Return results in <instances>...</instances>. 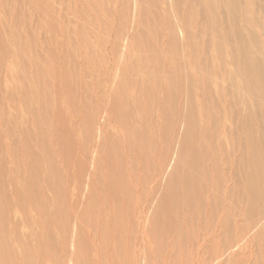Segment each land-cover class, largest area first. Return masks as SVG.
I'll return each mask as SVG.
<instances>
[{"label":"bare ground","instance_id":"obj_1","mask_svg":"<svg viewBox=\"0 0 264 264\" xmlns=\"http://www.w3.org/2000/svg\"><path fill=\"white\" fill-rule=\"evenodd\" d=\"M63 1H62V3H64ZM65 1H66L65 2L66 6H68V4H67L68 1L71 2V0H65ZM73 1L75 2V0H73ZM110 1H112V0H110ZM145 1H148V0H145ZM145 1H143V0H132L133 9L131 8V10H133V13H134V21H133L134 24L132 26L133 27L132 33L130 35H129L130 32L127 33L128 34V36L126 38L127 43L125 44L126 50H123V52L121 54L123 57H125V55L128 53V50L130 51V49L132 47H134V43L138 48L141 49V43L142 42H140L141 38H139V37L140 36L145 37V35H144L143 29H142V31H143V33H142V32L137 31V28L140 26V24L141 25L144 24L143 22H146V23L151 22V21H149V19H147L148 18V11L147 10L145 11V9H144V8H146V7H144V4L146 5V3H144ZM163 1H165V0H163ZM167 1L168 0H166L165 2L168 3ZM42 2H44V0H0V264H38L40 261H42V263H44L45 261L43 262V260L46 258L47 259L51 258L49 260H52L51 261V262H53L52 264H65V263L66 264H88L89 259H88L87 255L89 253L88 246L90 244L87 245V240H86L87 236H86L85 229H83L82 227L80 228V225H79L80 222L77 220V218L79 217V216L77 217L78 214L77 213H76L77 215L74 214V211L77 208L79 209L81 207H78L79 205L77 206V204L71 205L72 206L71 207L70 204H68V203H70V202H68V200L69 199L71 200V198H69V197H71L70 195L72 192L71 193L69 192L70 195L68 194L69 197L67 196L68 200L66 201V199H65L66 195L65 194H67V193H65V189H67V188H65V186L63 185V181L65 179H64V176L62 174L64 171L62 172L63 169L59 166L58 160L56 158L59 155H57V153L53 150L52 145H49L50 147L47 145L46 140H45L46 136H54L55 135L54 131H56L55 130L56 127L60 131L65 132L68 136H73V135H72V133L71 134L69 133V129L66 128V125L63 124L62 121L60 122V121H58V119H57V122H56V120L54 121V119L56 118L55 117L56 116V110H55L56 104L54 101V100H56V98L54 99V97H55L54 92L58 91L59 88L63 91H65V90L68 91L70 89L69 86L66 85L67 83L66 84L64 83L65 81L59 82L60 80L61 81L64 80V78H66V77H70V74L68 75L69 71L62 72L61 75L59 74L60 77L58 76L59 78L58 77L57 78L60 80L58 81V86H57V83H55L53 81V78H54L53 76H55V75L52 76V74H53L52 72L51 73L49 72V74H48L47 71L44 70L45 68H47L48 70L51 69L50 65L48 64L49 63L48 61H50V60H47V57H45L43 55V51H46V50L42 51L43 46H44V41H43L44 35L41 36L42 35L41 31L39 32L41 35L38 32H37L38 34L35 33L36 28L40 25L41 22H43L42 20L40 22V19L38 16V11H37L39 7L41 9ZM56 2L58 4V1H56ZM125 2H127V1H125ZM200 2H202V1L191 0L190 7L186 8L184 0H170V3H168L169 12L173 16L172 18L174 19V22L175 21L178 22V24L180 26H181V23L186 24L185 27H179L178 26V29H177V31L180 33V35H179L180 37L182 36V34H183V36H185L184 41H186V42H184L185 44H183L184 47H185V45L188 46V44L192 47L191 41L194 42L195 37L198 39L200 37V39H201L200 33H202V32H200V33L198 32L199 26L204 27V26L208 25L210 28V33L214 34L215 37H217V39H215L217 51H223V49L226 51L227 55L230 58L229 59V62H230L229 65L231 67H233L232 73H233V75H235V78H237V80L238 81L240 80L239 82H241L240 89L243 92L242 98H244V100H243L244 106L241 110L242 114H240L239 108L237 109L238 105L235 107L236 104L235 105L232 104L233 107L230 108V117H232L234 115L236 124H234L233 126L235 127V125H237V127L239 129L238 130L239 133L242 132V134L244 136H242L241 134H240V136H238V133H237V135L235 133L236 136H233L234 134H231L229 132L230 130H227L228 127H229V129H232V128H230V125L228 126L226 124V127L227 126L228 127L225 130L226 131L225 136H227V138L228 137L231 138V136H233V138H232L233 143L232 144L229 143L230 145L227 144L228 146H231V145L233 146V147H230V148H233V151L231 153L225 152V151H222V152L219 151L221 156L220 155L219 156L211 155L208 152V150L211 146L208 148L209 145L206 142L202 143L203 141L201 143L197 144L195 148H193L194 145L192 146V137L191 136H199L198 138H200V136L202 134L204 135V133H202L201 135H199L197 133V126H198L197 124L199 123L200 120H202V121L208 120L209 121L211 119V117H213L212 114L209 113L207 110V107H209V105H212V101L210 99L211 97H205L204 94L201 95L195 89L193 90L192 88L195 87V85H194L195 80L193 81V80H191V78H188V76H186V81H185L186 88H185L184 94L182 95L185 97L184 101H183V99H181L182 97H180V99L182 100V103H183L182 104L183 105L182 114H180V115L178 114L176 116L178 120H173V118L171 117V111H169V113H167V111L165 110L163 112V114L161 115L163 120H165V123L160 127L158 126V128H157L158 129L157 131L159 132L158 136H162V139L166 143L168 141V139L170 138V136L171 137L175 136L173 134L175 133L174 127L176 128V123L178 122L179 125H181L180 131L176 134V136H178V138H177L178 146L175 144L177 147L176 148L177 149L176 156H174L175 154L173 153L174 157L170 160V162H168V160L163 155L165 152L160 151L161 154H160V157H158V159L160 158V160L159 161L157 160V162H154V161L149 162V160L147 158L148 151L147 152L144 151V138H143L144 136L142 135L143 131H141V132L138 130H133V131L129 130L128 131V129L124 130L122 134L126 138V139L124 138V140L128 141V142H126V144L128 145L127 149L130 151V155L128 157L131 156V158L128 159L129 160V163L127 164L128 166L124 163V161L120 157L117 161L118 166L115 163V166L118 167V171H119V173H118L119 175L118 174H117L118 176L116 175L118 182H119L118 188H120L122 195H124L126 198L129 197L130 196L129 193L131 190L126 183L128 181H125L126 179L124 178V176L126 177L129 174V173L127 174L126 170L130 169L129 171H130V173H132L135 176L134 177L135 180L141 173V177L144 179L143 180L144 182H141L142 180L140 182L145 183V184L143 186L144 188H143L142 192L139 194V197L141 198V196L143 197L145 195L144 190H146L148 192V200L149 201L146 200V202H145L144 199L141 200L142 198L140 200L144 201L145 205L148 207V213L151 217V222H152V223L151 222L150 223L152 225H154L153 224V222H154L156 224L155 226H157V224L159 223V218L162 217L166 222L169 220V222L167 223L168 227H171V225L173 224V229L175 230V234L173 235V237L170 236L173 239V246H172L171 252L169 253V255H170V260L168 261L169 264H264V0H207V2L205 3L206 4L205 8H203V6L202 7L200 6L201 8H197V7H199ZM204 2H205V0H204ZM47 3H48V1H47ZM51 3H53V2H51ZM80 3H79V5H80ZM147 3H149V1ZM72 5H71V7H72ZM87 5H88V3H87ZM10 7H14L15 10H10ZM48 7H50V6H48ZM62 7H64V5H62ZM126 7H128L127 4H126ZM130 7L131 6H129V8ZM89 8H91V7H89ZM149 8H148V10H149ZM11 9H13V8H11ZM42 9L44 10L45 7L44 8L42 7ZM74 9H71L70 12L74 11ZM78 9H80V8H78ZM98 9H99V7H98ZM101 9H103V7L100 8V10ZM81 10L84 11V9H81ZM154 10H155V8H154ZM45 11H46V9H45ZM47 11L49 12V10H47ZM59 11H60V9H59ZM25 12H26V14H25ZM41 12L43 13V11H41ZM57 12H58V10H57ZM62 12H63V9H62ZM66 12H64V14ZM104 12H106V11L104 10ZM51 13H53V12H51ZM81 13L79 14V16L82 15ZM93 13L95 15V12H93ZM133 13H131V15ZM165 13H167V11H165ZM58 14H59V12H58ZM58 14H57V16H58ZM108 14H110V13H108ZM71 15H73V13ZM76 15H78V14H76ZM60 16H61V13H60ZM85 16H87V15H85ZM90 16H91V14H90ZM102 16H103V14H102ZM115 16H117V15H115ZM127 16H126V19L127 18L129 19V17H127ZM159 16H163V15H159ZM40 17H42V16H40ZM82 17H79V18L81 19ZM61 18H63V17H61ZM65 18L67 19L66 16H65ZM84 18L85 17H83V19ZM93 18L94 17H92V18L90 17L89 19L92 20ZM163 18L164 17H162V21H163ZM55 19L56 18H54V20ZM63 19H62V21H64ZM117 19H118V17H117ZM82 20H79V21H82ZM198 20H199V22H197ZM109 21H111V20H109ZM72 22H73V20H72ZM86 22H84V23H86ZM192 22L194 23V25L196 24V22L198 23L199 26L198 27L196 26L198 28L197 32H195L196 30L193 31L190 28L192 25ZM56 23L57 22L55 21V25H56ZM99 23H101V22L99 21ZM107 23L108 22L106 20V24ZM110 23H113V22H110ZM155 23H156V21H155ZM89 24L90 23H88V25ZM126 24H129V23H126ZM130 24H132L131 20H130ZM67 25H66V27H67ZM154 25H156V24H154ZM154 25H153V27H154ZM72 26H73V24H72ZM90 26H93V25L90 24ZM173 26H174V24H173ZM173 26H171V27H173ZM40 27H42V26H40ZM46 27H47V25H46ZM66 27H63V28H66ZM112 27L113 26H111V29H112ZM75 28H76V26H75ZM129 28H131V27H129ZM142 28H144V27H142ZM37 29H39V28H37ZM43 29H45V28H43ZM47 29H48V27H47ZM53 29H55V28H53ZM79 29H81V28H79ZM104 29H105V26H104ZM194 29H196V28L194 27ZM50 30H52V29H49L48 31L51 32ZM65 30L67 31L68 28H66ZM89 30H91V29H89ZM100 30H101V27H100ZM105 30L107 31L109 29L107 28ZM105 30H103V31H105ZM145 30H148V29H145ZM73 31H75V29ZM122 31H124V30H122ZM203 31H204V28H203ZM58 32H59V30H58ZM63 32L61 31V33H63ZM96 32H98V29ZM74 33L72 34V36L74 35ZM167 33H166V35H167ZM66 34H64V35H66ZM90 35L88 37H90ZM155 35H156V33H155ZM168 35H170V33H168ZM55 36H53V37L55 38ZM149 36L150 35H148L147 37L150 38ZM93 37H95V36H93ZM116 37H118V33H117ZM167 37H169V36H167ZM79 38L80 37H78V39ZM87 38H86V40H88ZM109 38H111V37H109ZM153 38H155V37L153 36ZM55 39L58 40V38H55ZM65 39L68 40V36L67 37L65 36ZM65 39H64V41H65ZM160 39H161V37H159V40ZM169 39H167V41ZM45 40H47L46 36H45ZM51 40H53V39H51ZM90 40L92 41V39H90ZM209 40H211V39L209 38ZM58 41H60V40H58ZM79 41H81V39L78 40V42ZM202 41L200 40V42H202ZM55 42H53V43L55 44ZM78 42H76V44ZM210 42L212 43V41H210ZM61 43H63V42H61ZM83 43L84 42H82V44ZM93 43L95 44L96 41ZM93 43H92V45L91 44H89V45H91L93 47L94 46ZM98 43H100V42L98 41ZM144 43H146V41ZM147 43H146V45H147ZM159 43H161V42L159 41ZM45 45H47V42H45ZM64 45H65V43H64ZM67 45H69V44H67ZM72 45H71V47H72ZM123 45H121V46H123ZM179 45H180V42H179ZM210 45L211 44H209V46ZM214 45H212V46L214 47ZM75 46L78 47V45H75ZM83 46L85 47V45H82V47ZM209 46H207V47H209ZM50 47L51 46H48L49 49H50ZM94 47H96V44ZM118 47H119V45H118ZM161 47H164V45ZM200 47H203V46H200ZM48 48H47V50H48ZM66 48H67V46H66ZM66 48L63 50L65 51ZM87 48L89 49V47H87ZM121 48H123V47H121ZM60 49L58 47V49H55L54 51L58 52L56 50H60ZM68 49L69 48H67V50ZM183 49H185V48H183ZM63 50H61V51H63ZM112 50H113V48H112ZM152 50H153V48L150 51H151V56H152L153 61L156 60L155 66H151V67L149 66V70H147L146 65H144L143 67L145 68V70H147V72H144V77H142V76L138 77L137 76L139 79H136V82L134 85L135 87H133V88L135 90H138L141 87L142 90L137 91V93L143 92L147 99L156 97V94L157 93L159 94V90H161L162 96L165 98V93L168 92V95H170L171 89L175 88V85L178 84L177 83V79H178L177 74L180 71L178 70L179 72L177 73L176 68H175L176 65H174V67H172V68L170 67L169 72L166 73L165 76L163 75L164 78H162L163 76L161 77L160 69L163 68V66L166 63L163 64L161 59L158 58L159 53L156 54ZM195 50H196V48H195ZM195 50H193V51L195 53H197ZM74 51L78 52L75 49H74ZM183 51H185V50H183ZM47 52L50 54V50H48ZM55 52H53V53H55ZM169 52H170V50H169ZM79 53H80V51H79ZM84 53H86V52H84ZM195 53H194V55H195ZM208 53H210V51ZM90 54L93 57L92 53H90ZM160 54H163V53H160ZM167 54H168V52H167ZM46 55H48V54H46ZM54 55L55 54H53V56ZM75 55H77V54L73 53L72 57H70V63H69V65L72 64L74 66V68H75V64H76ZM178 55H179V53H178ZM197 55H195V56H197ZM216 55H218V54H216ZM50 56H51V54H50ZM148 56H149V54H148ZM184 56L188 57L189 55L188 56L183 55V58H184ZM67 57H68V55H67ZM80 57H82V56H80ZM88 57L89 56L85 57V55H84V58H88ZM167 57L170 58L171 56L168 55ZM94 58H95V56H94ZM134 58H136V57H134ZM193 58H192V60H193ZM49 59H52V56ZM88 59H86V64H87V62H90V61H87ZM97 59H98V57H97ZM127 59L129 60L130 58L127 57ZM185 59L187 60V58H185ZM196 59L197 58H194V60H196ZM77 60H79V59H77ZM90 60H91V58H90ZM194 60H193V62H194ZM55 61H53V62H55ZM81 61H82V59H81ZM102 61H100V62H102ZM77 62H79V61H77ZM164 62H166V61H164ZM82 63H83V61H82ZM131 63H132V61H131ZM168 63H170V61H168ZM190 63H189V65H191ZM89 64L92 65V62L88 63V65ZM111 64H112V62H111ZM117 64H119V61ZM122 64L123 63H121V67L123 66ZM172 64H173V62H172ZM7 65H9V67H7ZM209 65H211V64H209ZM62 66H63V64H62ZM82 66L85 67L86 65L84 64ZM93 66H95V65H93ZM126 66H128V65L126 64ZM200 66L198 63L196 64L197 68L193 65L194 72L195 73L198 72L199 74H201V76H208V79H211L213 73L210 71H208L207 74H206V71L201 72L200 69L202 68V66H201V68H200ZM49 67H50V69H49ZM56 67H57V65H56ZM107 67L108 66L106 65L105 68H107ZM114 67H116V66L114 65ZM124 67H125V64H124ZM8 68L10 69V72H11L10 74H8L9 73ZM74 68H72V69H74ZM79 68H80V66H79ZM90 68H92V66ZM101 68H103V67L101 66ZM85 69H88V66ZM113 69H111V70H113ZM213 69L215 70L216 68H213ZM62 70H64V69H62ZM62 70H60V72ZM89 70H92V69H89ZM126 70H127V68H126ZM45 71H46V73H45ZM120 71H121V75H122V73H123L122 69ZM78 73H77V77L79 76ZM83 73H84V71H83ZM115 73H116V71H115ZM126 73H128V72L126 71ZM133 73H134V71H133ZM198 73H196V75H198ZM229 73H230V71H229ZM85 74H86V72H85ZM86 75L88 76V73ZM119 75H120V73H119ZM223 75H224V73H223ZM214 76H215V74H214ZM216 76H215V78H216ZM226 77L228 78V76H226ZM91 78H94V77H91ZM113 78H114V76H113ZM98 79H100V78H98ZM105 79H106V77H105ZM129 79H131V78H129ZM54 80H56V79H54ZM86 80H89V79H86ZM93 80H95V79H93ZM115 80H116V78H115ZM140 80H142V81L140 82ZM200 80H202V79H200ZM228 80H229V78H228ZM91 81H92V79H91ZM99 81H101V80H99ZM19 82H20V85L18 84ZM70 82H71V78H70ZM94 82L96 83V80ZM97 82H98V80H97ZM125 82L126 81H124L123 83H125ZM221 82L222 81H220V83ZM98 83H100V82H98ZM105 83H107V82L105 81ZM111 83H113V82L111 81L110 84ZM228 83H227L228 86H227V88H225V90L228 89L227 93L229 92V95L231 97L233 95L232 100H231V102H233L234 101L233 98L235 97L234 85H236V83H235V80H232V79H230ZM17 84L19 85V87L17 86ZM75 84H76V82H75ZM83 85L85 86V84H83ZM163 85H165L164 87H166L164 91H162V89H161V87ZM221 85L222 84H220L219 86H221ZM72 86L74 87L75 85H72ZM72 86H71V88H72ZM93 86H94V84H93ZM96 86L97 85H95V87ZM103 86H105V85H103ZM112 86H114V85H112ZM208 86H209V84H208ZM79 87L82 90V88H81L82 86H80V83H79ZM87 87H88V85H87ZM108 88H109V85H108ZM133 88L131 90H133ZM180 88L182 89L183 87L180 85ZM202 88H203V86H202ZM96 89L97 88H95V90ZM111 89H113V87H111ZM179 89H177V90H179ZM77 90L75 91V88L73 89L74 92H77ZM215 90H217V89H215ZM86 91H88V90H86ZM84 92H82V93H84ZM112 92H114V91L111 90V93ZM161 92H160V94H161ZM172 92H174V91H172ZM102 93L105 94L106 92H102ZM111 93L109 92V94H111ZM178 93H180V92H178ZM213 93H212V99H213ZM99 94H100V92H99ZM132 94H131V96H132ZM75 95H76V93H75ZM93 95H95V94H93ZM106 95H107V93H106ZM177 95H175V96H177ZM225 95L227 96V94H225ZM236 95H237L236 98L237 97L239 98L238 94H236ZM81 96H83V95H81ZM218 96H219V94H218ZM79 97L77 95V98H79ZM163 97H162V100H163ZM170 98H171V96H170ZM176 98L174 97V99H176ZM71 99H73V98H71ZM95 99H97V98L95 97ZM112 99H114V97ZM58 100H59V95H58ZM81 100H82V98L80 99V101ZM107 100H108V98H107ZM222 100H223V98H222ZM224 100H226V99L224 98ZM110 101H111V99H110ZM123 101H125V99H123ZM237 101L238 100H236V102ZM16 102H18V106H19L20 110L16 111L17 110V108H16L15 112H13L14 110L10 111V109H13V108H10L12 106H8L10 109L4 108L5 104H9V103L13 104ZM105 102H107V101L105 100ZM227 102L225 101V103H226L225 105H227ZM238 102H241V101L239 100ZM61 103H62L61 106H63V102H61ZM78 103L75 102V105L78 106L79 105ZM113 103H114V101H113ZM137 103H138V101H137ZM162 104H163V102L160 103L161 106H162ZM218 104H220V103H218ZM222 104L224 106L223 102H222ZM97 105H98V103L95 106H97ZM99 105H101V104L99 103ZM148 105H150V102L148 103ZM176 105L173 106L174 107V109L172 110L173 113L179 109V108L176 109ZM67 107L69 108V106H67ZM61 108H63V107H61ZM71 108H73V107H71ZM130 108H131V106H130ZM232 108H233V110H232ZM81 109L83 111L84 116L87 117L89 119V121L87 123H84V122L82 123L79 120L81 122V123L78 122L79 123L78 124L79 135L80 136H87V139H88V136L95 137L94 134H96L95 133V132H97L96 129H98V132H97L98 133L97 134L98 139L96 138L97 140L94 141V139L91 137L93 139L92 140L93 143L95 144V142H96V147L94 149V150H96V153L94 151V153L96 155L93 154V155H95L94 156L95 158L93 157L94 159L92 161V164H93L94 168L98 171V174L100 173V175H98V176L93 175L95 177V181L97 180V182L100 183V185H101L102 182L105 180V177L102 180L103 176L101 175L100 169H104V168H102L103 167L102 165H104V163H101V162H105V161H102L103 160L102 156H104V155L101 156L100 154H101V152H102L101 150H102V148H104V144H105V142H104L105 140H104V138L102 140V136H104L103 134H104L105 127H107L106 125L110 123V122L109 123L106 122L107 118H109L107 116L108 111H105V116L103 115L104 120L102 122H99L98 119L100 117H99V115H97L99 112L98 111H95V112L92 111L93 107H92V109L90 108L91 109V111H90L89 107H87L85 104H83V107ZM103 109H105V108H103ZM147 109H148V107H147ZM147 109H146V111H147ZM211 109H212V107H211ZM215 109H216V107H215ZM62 110H64V109H62ZM75 110H76V108H75ZM158 110H159V108H158ZM82 111H81V113H82ZM111 111H113V110L111 109ZM136 111H137V109H136ZM233 111H234V114H233ZM223 112H224V110H223ZM228 112H229V110H228ZM77 113H79V112L77 111ZM124 113L126 114L127 112H124ZM165 113H166V117H165ZM58 114L60 115L59 112L57 113V115ZM223 115H224V113H223ZM97 117H98V119H97ZM116 118H117V116H116ZM75 119H76V117H75ZM156 119H158V118H156ZM69 121H71V120H69ZM83 121H84V119H83ZM111 121H112V119H111ZM139 121H142V120L139 119ZM154 121H155V119H154ZM160 121L157 120V122H160ZM229 121L230 120H228V122ZM212 122H213V120H212ZM72 123H74V122H72ZM118 123L120 124V122H118ZM154 123H156V122H154ZM114 124H115V126H117L116 123H114ZM165 124H167L166 127H165ZM220 125H221V123H220ZM220 125H219V128H220ZM13 126H15V128L18 127L17 129L19 131V135H17V136H22V138L16 139V137H13L16 134V132L14 134ZM205 126H206V124H205ZM110 127H112V125H110ZM120 127H122V126L120 125ZM156 127H157V124H156ZM201 127H202V125H201ZM132 128H133V126H132ZM144 128H140V129L144 130ZM224 128H225V125H224ZM122 129H125L124 126L122 127ZM202 129H201V131H203ZM117 132H118V130H117ZM119 132H121V131H119ZM57 133H58V131H57ZM208 135L207 134L205 135L206 138L208 137ZM2 136H6L5 140H7V142H5L3 140L4 138H2ZM57 136L58 135L56 134V137ZM105 136H107V135H105ZM112 136H114V135L112 134ZM210 136H211V134H210ZM108 138H111V136ZM194 138L195 137H193V140H194ZM142 139H143V141H142ZM214 139H215V137H214ZM221 139H222V137H221ZM232 139H230V140L232 141ZM50 140H52V138ZM107 140H109V139H107ZM113 140H116V138ZM47 141H48V138H47ZM122 141H123V139H122ZM153 141L155 142L154 139H153ZM88 142H90V140H88ZM108 142H107V144H109ZM210 142H211V140H210ZM214 142L215 141L213 140L212 144H214ZM219 142H220V140H219ZM63 143L65 144V142L60 141V143L57 144L58 145L57 147L59 148L58 150H60L62 154H64V144ZM121 143L122 142H120V144ZM53 144H54V139H53ZM55 144H56V142H55ZM90 144H92V143H90ZM93 145L91 147H93ZM156 145L157 144H155V148H157ZM53 146H55V145H53ZM118 146H119V144H118ZM167 147H170V146H167ZM214 147H218V146L216 145ZM112 148H113V150L115 149L114 144L112 145ZM137 148H140V150H138V152L139 151H141V153L144 152L143 158H140V156H139L140 159L136 158V155L139 154V153H137L135 155ZM152 149H153V147H152ZM22 150L26 154V158H25L24 163L23 162L21 163L20 158H17V157H19L18 156L19 151H20V155H21ZM85 150H87V148ZM108 150L109 149H107V151ZM121 150H122V147H121ZM121 150H120V153L122 152ZM6 151L8 152V154ZM89 151H91V150L89 149ZM109 151H111V150H109ZM129 151H127V152H129ZM156 151L157 150H155V152ZM168 151H169V149L167 150V152ZM213 152L214 151H212V153ZM217 152H218V150H217ZM152 153H153V151H152ZM6 154L8 156H6ZM65 154H66V152H65ZM85 154H87V153H85ZM85 154H83V155H85ZM108 154L109 153H107V156H108ZM122 154H123V152H122ZM75 155L78 156V154H75ZM116 156H117V154H116ZM157 156H155V158H157ZM167 156H168V153H167ZM108 157L110 158V156H108ZM90 158H92V157H90ZM105 159L107 160V158H105ZM42 160H44L46 165H47V168H46L47 170L45 169L46 172H43L44 170L42 171V169H43V167L41 168V164H42L41 161ZM77 162H79V161H77ZM45 163H43L42 165L45 166ZM67 163H68V161H67ZM73 163H75V162H73ZM89 163L90 162H88V165H89ZM9 164H12V168H11L12 172H11V169H9V167H8ZM70 164L68 163L69 166H70ZM63 165H64V163H63ZM63 165H62V167H63ZM185 165L187 166V168H185L186 167ZM69 166H68V168H70ZM104 166H106V165H104ZM74 167H75V165H74ZM94 168H92V169H94ZM113 168H114L113 164L110 163L109 170H107V171H110V177L108 176L109 180H108V183L107 182L106 183L110 187L109 192L111 193V195L118 197L115 194L117 191L118 185H117V183H116L117 186L114 184L117 181H116L115 176H114L115 171L113 172ZM104 170H106V168ZM150 170L153 172V174L155 176V183L159 184V187H157L156 189H152L151 188L152 186L149 187V184H146ZM67 172H69V170ZM91 172H92V170H91ZM94 172L95 171H93L92 173H94ZM125 172L127 175H124ZM103 173H104V171H103ZM95 174H96V172H95ZM69 175H70V172H69ZM73 175H74V173H73ZM103 175H106V174H103ZM84 176H85V174H84ZM93 176L92 177L90 176V177L93 178ZM150 176H153V175H150ZM66 177H67V175H66ZM80 177H81V174H80ZM87 177H88V174H87ZM85 178H86V176H85ZM85 178H84L83 182H85V180H87V178L86 179ZM138 180H136V181L138 182ZM90 183H93V180ZM106 183L104 182L103 188H105L104 186ZM80 184H81V182H80ZM84 184L85 183H83V185ZM132 184H134V183H132ZM86 186H87V184H86ZM90 186H91V184H90ZM135 187H138V186H134V188ZM86 188H85L86 190L84 188L83 189L85 191H89L88 186ZM101 188H99L100 189L99 191H101ZM76 189H77V187H76ZM80 189L82 190V187ZM106 190L108 192V189H106ZM91 191H92V188H91ZM94 191H97V188H95ZM94 191H92V192L95 194ZM133 191H134V189H133ZM66 192H68V191H66ZM90 192H88V193H90ZM103 192H105V190L104 191L102 190V193H101L104 195ZM103 195H102V197H103ZM118 195H120V194H118ZM75 196L78 197L77 195H75ZM106 196H107V193H106ZM134 196H136V195H134ZM73 197H74V194H73ZM92 197H94V195H92ZM74 198H73V200H74ZM88 198H89V196H88ZM120 198H122V197H120ZM79 199H81V198H79ZM97 199H99V198H97ZM94 200H96V199H94ZM25 201H27L29 203L28 204L26 203L27 205H25V203H24ZM102 201H104V200H102ZM136 201H137V199H136ZM92 202H93V200H92ZM104 202H107V201H104ZM104 202H103V204H104ZM90 203L88 205H89V207H91L93 209V207H92L93 205L90 206ZM111 203H112L111 210H113V212L115 214L114 216H116V218H115L116 228H117L116 233H117V237H118L117 242L115 243V246H114L115 250H113L115 253L114 263L115 264H127V260L125 259L127 257H125V255H124L126 248L123 247L124 244H123V233H122V230H123L122 228H125V227H123L124 225H123L122 221H124L125 219L121 220V218H120L121 214L124 213L123 212L124 207L121 206V200H119L118 198H114ZM126 203H127V208H126L127 214L126 215L128 217L127 220H129L130 227L134 231L135 230V222H136L137 218L134 219V217L132 216V212H133L132 208H133L134 203L135 204H137V203L134 202L132 204L131 200H127ZM184 203H186V206H187V208H186L187 213H185L183 210L180 211L181 208L183 207V205L185 206ZM72 204H74V203H72ZM96 204L97 203H95V205ZM105 205H107V203H105ZM105 205H103V206H105ZM30 206L36 210L35 217H36V219H38V223L35 227H34V225L29 223V226L27 228L25 226V224H23V223H24V221L25 222L27 221V215H25L26 207L29 210ZM170 206H171L172 214L169 213L170 212L169 211ZM74 208H76V209L74 210ZM85 209H86V207H85ZM107 211H106V213H108ZM141 211H143V210H141ZM173 212L175 213L174 218L171 216V215H174ZM16 213L19 214V217L17 216ZM109 213H111V212H109ZM61 214L64 217V220H62V221L59 219V216ZM93 214H94V212H93ZM101 214H102V212H101ZM93 216H95V215H93ZM96 216H97V214H96ZM100 217H103V216H100ZM111 217H112V215H111ZM31 220H32V218H31ZM92 220H94V218H92ZM145 221H147V220H145ZM160 221H161V218H160ZM33 222H34V220H33ZM31 223H32V221H31ZM92 223H93V221H92ZM104 223L106 224V222H104ZM112 223L114 224L113 221H112ZM105 224H103V226ZM109 224H111L110 220H109ZM142 224L145 225L144 222ZM57 225H59L61 227L63 226L62 228L60 227V229H62V230H60L59 232H58V230H56ZM125 225H126V223H125ZM144 225L141 227V230L144 229V231H146L147 228ZM99 226H101V225H99ZM97 229H99V228H97ZM109 230H111V228ZM109 230H108V232H110ZM137 230L138 229H137V224H136V231ZM149 231H150V229H149ZM92 232L94 233V231H92ZM103 233H105V232H103ZM160 233H161V231H160ZM172 233H173V231L171 232V234ZM152 235L149 234V237H150L149 240L150 241L152 240L155 242V241L160 240L161 241V242H159L160 245L163 244V239L161 240L162 235H154V236H152ZM145 236H148V235H145ZM131 237H133V236H131ZM200 237L202 238V241H203L201 244H199V241H198V239L200 240ZM144 240H146V239H144ZM102 241L103 242L105 241L103 237H102ZM134 241H135V239H134ZM114 242H115V240H114ZM144 242H146V241H144ZM90 243H92V242H90ZM105 244H106V242H105ZM136 245H135V247H136ZM68 246L73 247V250L69 249ZM138 246H139V244H138ZM141 249H142V247H141ZM133 250H135V249H133ZM34 251H36V255L34 254ZM135 252L137 253L136 250H135ZM126 254H127V251H126ZM105 255H107V250L103 249L102 251H100V254H99L100 259H102ZM131 256H132V254H131ZM136 257H137V255H136ZM107 259H109V258H107ZM135 261H136V258H135ZM109 263H111V262H109ZM128 263H129V261H128ZM102 264H104V263L102 262ZM143 264H145V263H143Z\"/></svg>","mask_w":264,"mask_h":264},{"label":"rangeland","instance_id":"obj_2","mask_svg":"<svg viewBox=\"0 0 264 264\" xmlns=\"http://www.w3.org/2000/svg\"><path fill=\"white\" fill-rule=\"evenodd\" d=\"M47 1H48V3H47ZM56 1H58V4H57V2ZM62 1L63 0H44V2H42V6H41V9H40V7L38 8V16H39V19H40V22H41V20L44 22H41L40 23V25L37 27V28H39V29H37L36 28V30H35V33L36 34H38L40 31L42 32V35L41 36H43L44 38H43V41H44V46H43V49H42V51L43 50H46V51H43V55L45 56V57H47V60H50V61H48L49 63V65H50V67H51V69H50V67H49V69L51 70H48L47 68H45L44 70H46L47 71V73L49 74V72L51 73H53L52 74V76L53 75H55V76H53L54 78H53V81L55 82V83H57V86H58V81L60 80V79H58L59 77H60V75H61V73L62 72H65V71H69L68 72V75L70 74V77H66V78H64V80H60L59 82H64L67 86H69V88L72 90H65V91H63V90H61L60 88L58 89V91H55L54 92V99L56 98V100H54L55 101V104H56V108H55V110H56V118L54 119V121L56 120V122H57V119H58V121H62L63 122V124H65L66 125V128H68L69 129V133L71 134L72 133V135L73 136H68L65 132H63V131H60L57 127V129L55 128V130L56 131H54V136H46L45 137V140H46V143H47V145L49 146V145H52V147H53V150L57 153V155H59L58 157H56L57 158V160H58V164H59V166L63 169L62 170V174H63V176H64V181H63V185L65 186V188H67V189H65V193H67V194H65L66 196H65V199H66V201L68 200V197H69V195H70V193H71V197H69V198H71V200L69 199L68 200V202H70V203H68V204H70V206L71 205H75V204H77V206L78 207H81V208H74V214L75 215H77V220L80 222H78L79 223V225H80V228L82 227L83 229H85V231H86V236H87V245H89L88 246V248H89V253H88V255H87V257H88V259H89V262H88V264H102V262L104 263V264H108L109 262H111V263H109V264H115L114 263V258H115V253H114V251L113 250H115L114 249V246H115V243L117 242V239H118V237H117V233H116V220H115V218H116V216H114L115 214H114V212H113V210H111V208H112V200L114 199V198H118L119 200H121V206H123L124 207V213L123 214H121V220L123 219H125L124 221H122V223H123V227H125V228H122L123 230H122V233H123V247L124 248H126L125 250L127 251V254H126V251L124 252L125 254V257H127V258H125L126 260H127V264H143V263H145V264H169V260H170V255H169V253L171 252V250H172V246H173V239H172V237H173V235L175 234V230L173 229V224L171 225V227H168V225H167V223L169 222V220L166 222L162 217H160L161 218V221H160V218H159V223L157 224V226H155L156 224L153 222V224L154 225H152L151 223V217H150V215H149V213H148V207L145 205V203H144V201H141V200H145V202H146V200H148V192L146 191V190H144L145 191V195L142 197L141 196V198L139 197V194L142 192V190H143V186H144V184L145 183H141V182H144L143 180V178L141 177V173H140V175L136 178V180H138V182L135 180V176L132 174V173H130V169H128V170H126V172H127V174H126V172H125V174L124 175H127L126 177L124 176V178L126 179L125 181H128V182H126L127 183V185L129 186V188H130V193H129V197H125L124 195H122V193H121V191H120V188H118L119 187V182H118V179H117V177H116V175L119 173V171H118V163H117V161H118V159H119V157L124 161V163L127 165L128 163H129V160L128 159H130L131 158V156L130 157H128L129 155H130V151L127 149V147H128V145L126 144V142H128L127 140L125 141L124 140V138H125V136H123V131L124 130H126V129H128V131L129 130H138V131H143V138H144V151L145 152H147L148 151V156H147V158H148V160H149V162L150 161H154V162H157V160L159 161L160 160V158L158 159V157H160V151L161 152H165L163 155H164V157L168 160V162H170V160L174 157V156H176V152H177V147H176V145L178 146V144H177V138H178V136H176V134L180 131V128H181V125H179V123L177 122L176 123V128L174 127V129H175V133L173 134V135H175L174 137L172 136H170V138L168 139V141L165 143L164 142V140L162 139V136H158L159 135V132L157 131L158 129V126L160 127V126H162L164 123H165V120H163V118L161 117V115L163 114V112L166 110L167 111V113H169V111H171V117L173 118V120H178L177 119V115L179 114H182V108H183V103H182V100L181 99H183V101H184V99H185V97L184 96H182L183 94H184V92H185V88H186V86H185V81H186V76H188V78H191V80H195V82H194V85H195V87H193L192 89L194 90H196L197 92H199V94H201V95H203L204 94V96L205 97H211L210 99H211V101H212V105H209V107H207V110H208V112L209 113H211L212 114V116L213 117H211V119L208 121H202V120H200L199 121V123L197 124L198 126H197V133L199 134V135H201L202 133H204V135L202 134L201 136H200V138H198L199 136H191L192 137V146H193V148H195L196 147V145L197 144H199V143H201L202 141V143H204V142H206L209 146H208V148H209V150H208V152L211 154V155H216V156H219L220 155V152H222V151H225V152H229V153H231L232 151H233V148H230V147H233L232 145L231 146H228V145H230V144H232L233 143V136H236L237 135V133H238V136H240V134L242 135V136H244L243 134H242V132L241 133H239V129H238V127H237V125H235V127L233 126L234 124H236L235 123V117H234V115L232 116V117H230V108L231 107H233V105H235V107L237 106V109L239 108V110H240V114H242V112H241V110H242V108H243V106H244V98H242L243 97V92L241 91V89H240V84H241V82H239L238 80H237V78H235V75H233V67H231L229 64H230V62H229V56L227 55V53H226V51L223 49V51H217V49H216V41H215V39H217V37H215V35L214 34H212V33H210V28H209V26L207 25V26H204V27H200L199 25H198V23L197 22H199V20L196 22V24L194 25V23L192 22V25H191V29L193 30V31H195V32H197L198 31V26H199V33L200 32H202V33H200V36H201V39H200V37H199V39L198 38H194V42L193 41H191V44H192V47L188 44V46L187 45H185V47H184V45L183 44H185L184 42H186V41H184L185 40V36H183V34H182V36L180 37L179 35H180V33L177 31V29H178V26L179 27H185L186 26V24L185 23H181V26L178 24V22H174V19L172 18L173 16L170 14V12H169V5H168V3H170V0H168L167 2L168 3H166L165 1H163V0H148L149 1V3H147L148 1H145V0H143V1H145L144 3H146V5L144 4V7H146V8H144L145 9V11L147 10L148 11V18L147 19H149V21H151L150 23H146V22H143L144 24H140V26L137 28V31H139V32H142L143 33V31H144V35H145V37H139V38H141L140 39V42H142L141 43V49L140 48H138L136 45H135V43H134V47H132L131 49H130V51L128 50V53L125 55V57H123L121 54H122V52H123V50H126L125 48V44L127 43L126 42V38H127V36H128V32H130L129 33V35L132 33V29H133V21H134V13H133V10H131V8L133 9V4H132V0H112V1H110V0H75V2L73 1V0H71V2L70 1H68V6H66V4H65V0L63 1L64 3H62ZM88 1V2H87ZM110 1V2H109ZM116 1V2H115ZM122 1V2H121ZM125 1H127V2H125ZM200 1H202V2H200L199 3V7H197V8H201L202 6H203V8H205L206 7V2H207V0H205V2H204V0H200ZM46 2V3H45ZM51 2H53V3H51ZM78 2V3H77ZM81 2V3H80ZM85 4H84V3ZM90 2V3H89ZM124 2V3H123ZM155 2V3H154ZM50 3V4H49ZM55 3V4H54ZM74 3V4H73ZM79 3H80V5H79ZM87 3H88V5H87ZM131 3V4H130ZM184 3H185V7L187 8V7H190V4H191V0H184ZM47 4V5H46ZM60 4V5H59ZM73 4V5H72ZM92 4V5H91ZM126 4H127V6L128 7H126ZM129 4V5H128ZM204 4V5H203ZM52 5V6H51ZM57 8H55L54 6ZM62 5H64V7H62ZM70 5V6H69ZM71 5H72V7H71ZM85 5V6H84ZM100 5V6H99ZM103 5V6H102ZM111 5V6H110ZM48 6H50V7H48ZM60 6V7H59ZM79 6V7H78ZM91 7V8H89V7ZM129 6H131L130 8H129ZM157 6V7H156ZM161 6V7H160ZM201 6V7H200ZM42 7L44 8L45 7V9H46V11L47 10H49V12L47 11H45V9L43 10L42 9ZM52 7V8H51ZM67 7V8H66ZM70 9H69V8ZM85 7V8H84ZM88 7V8H87ZM98 7H99V9H98ZM103 7V9H101L100 10V8H102ZM106 7V8H105ZM150 7V8H149ZM11 8H13V9H11ZM48 8V9H47ZM75 8V9H74ZM78 8H80V9H78ZM87 8V9H86ZM95 8V9H94ZM130 10H129V9ZM148 8H149V10H148ZM154 8H155V10H154ZM162 8V9H161ZM166 8V9H165ZM40 9V10H39ZM56 9V10H55ZM59 9H60V11H59ZM62 9H63V12H62ZM71 9H74V11H71L72 13H73V15H71L72 13L70 12V10ZM78 9V10H77ZM81 9H84V11L83 10H81ZM97 9V10H96ZM151 9V10H150ZM153 9V10H152ZM164 9V10H163ZM10 10H15V8L14 7H10ZM57 10H58V12H59V14H58V12H57ZM96 10V11H95ZM104 10L106 11V12H104ZM41 11H43V13L41 12ZM53 12V13H51V12ZM67 11V12H66ZM78 11V12H77ZM95 12V15H94V13L93 12ZM98 11V12H97ZM152 11V12H151ZM165 11H167V13H165ZM14 12V11H13ZM64 12H66L65 14H64ZM76 14H78V15H76ZM82 12V13H81ZM42 13V14H41ZM60 13H61V16H60ZM71 16H69L68 14ZM82 14V15H80L79 16V14ZM85 15H87V16H85ZM89 13V14H88ZM93 13V14H92ZM108 13H110V14H108ZM116 13V14H115ZM131 13H133L132 15H131ZM161 13V14H160ZM25 14H26V12H25ZM41 14V15H40ZM50 14V15H49ZM57 14H58V16H57ZM75 14V15H74ZM90 14H91V16H90ZM102 14H103V16H102ZM105 14V15H104ZM108 14V15H107ZM112 14V15H111ZM55 17H54V16ZM114 15V16H113ZM115 15H117V16H115ZM128 15V16H127ZM159 15H163V16H159ZM168 15V16H167ZM40 16H42V17H40ZM57 16V17H56ZM65 16L67 17V19L65 18ZM74 16V17H73ZM85 17L84 19H83V17ZM126 16L127 17H129V19L127 18L126 19ZM150 16V17H149ZM48 17V18H47ZM52 17V18H51ZM61 17H63V18H61ZM79 17H82L81 19L79 18ZM91 17H94L92 20L91 19H89V18ZM113 17V18H112ZM116 19H115V18ZM117 17H118V19H117ZM120 17V18H119ZM162 17H164L163 18V21H162ZM42 18V19H41ZM44 18V19H43ZM46 18V19H45ZM54 18H56L55 20H54ZM58 18V19H57ZM125 18V19H124ZM131 18V19H130ZM133 18V19H132ZM151 18V19H150ZM167 18V19H166ZM60 19V20H59ZM62 19L64 20V21H62ZM83 19V20H82ZM111 20V21H109V20ZM153 19V20H152ZM47 20V21H46ZM59 20V21H58ZM69 20V21H68ZM72 20H73V22H72ZM76 22H75V21ZM79 20H82V21H79ZM85 20V21H84ZM106 20H107V24H106ZM130 20H131V23L132 24H130ZM55 21L57 22L56 23V25H55ZM87 21V22H86ZM90 21V22H89ZM99 21L101 22V23H99ZM117 23H116V22ZM155 21H156V23H155ZM162 21V22H161ZM168 21V22H167ZM64 22V23H63ZM75 22V23H74ZM84 22H86V23H83ZM110 22H113V23H110ZM141 22V23H142ZM66 23V24H65ZM80 23V24H79ZM88 23H90L91 25H93V26H90V24L88 25ZM99 23V24H98ZM110 23V24H109ZM116 25H115V24ZM126 23H129V24H126ZM158 23V24H157ZM204 23V22H203ZM42 24V25H41ZM44 24V25H43ZM51 24V25H50ZM58 24V25H57ZM68 24V25H67ZM72 24H73V26H72ZM75 24V25H74ZM77 24V25H76ZM86 24V25H85ZM101 24V25H100ZM112 24V25H111ZM154 24H156V25H154ZM173 24H174V26H173ZM46 25H47V27H48V29H47V27H46ZM66 25H67V27H66ZM85 25V26H84ZM110 25V26H109ZM153 25H154V27H153ZM40 26H42V27H40ZM58 26V27H57ZM75 26H76V28H75ZM80 26V27H79ZM89 26V27H88ZM104 26H105V29H109V30H105L104 29ZM111 26H113L112 27V29H111ZM171 26H173V27H171ZM197 26V27H196ZM50 27V28H49ZM55 28V29H53V28ZM63 27H66V28H68V30L66 31L65 29L66 28H63ZM70 27V28H69ZM83 27V28H82ZM86 27V28H85ZM100 27H101V30H100ZM129 27H131V28H129ZM142 27H144V28H142ZM146 27V28H145ZM194 27L196 28V29H194ZM43 28H45V29H43ZM58 28V29H57ZM73 28V29H72ZM79 28H81V29H79ZM91 29V30H89V29ZM93 28V29H92ZM117 28V29H116ZM119 28V29H118ZM203 28H204V31H203ZM41 29V30H40ZM44 31H43V30ZM49 29H52V30H50L51 32H49L48 30ZM63 29V30H62ZM70 29V30H69ZM75 29V31H73ZM96 29V30H95ZM97 29H98V32H96L97 31ZM111 29V30H110ZM142 29H143V31H142ZM145 29H148V30H145ZM206 29V30H205ZM58 30H59V32H58ZM93 30V31H92ZM103 30H105V31H103ZM116 30V31H115ZM121 30V31H120ZM122 30H124V31H122ZM129 30V31H128ZM131 30V31H130ZM156 30V31H155ZM158 30V31H157ZM163 30V31H162ZM165 30V31H164ZM201 30V31H200ZM61 31L63 32V33H61ZM70 31V32H69ZM82 31V32H81ZM86 31V32H85ZM109 31V32H108ZM126 31V32H125ZM170 31V32H169ZM207 31V32H206ZM38 32V33H37ZM44 32V33H43ZM76 34H75V33ZM91 32V33H90ZM156 33V35H155V33ZM161 32V33H160ZM170 33V35H168V33ZM67 33V34H66ZM74 33V35L72 36V34ZM105 35H103V34ZM106 33V34H105ZM115 33V34H114ZM117 33H118V37H116L117 36ZM126 33V34H125ZM166 33H167V35H166ZM174 33V34H173ZM205 33V34H204ZM54 34V35H53ZM64 34H66V35H64ZM69 34V35H68ZM71 34V35H70ZM79 36H78V35ZM91 34V35H90ZM97 34V35H96ZM165 34V35H164ZM48 35V36H47ZM56 35V36H55ZM58 35V36H57ZM76 35V36H75ZM90 35V37H88ZM148 35H150L149 37L151 38H148L147 36ZM164 35V36H163ZM205 35V36H204ZM209 35V36H208ZM45 36H46V39L47 40H45ZM53 36H55V38H58V40H60V41H58L57 39H55ZM65 36L67 37L68 36V40H66L65 39ZM80 37L79 39H78V37ZM84 36V37H83ZM93 36H95V37H93ZM108 36V37H107ZM124 36V37H123ZM153 36L155 37V38H153ZM161 37V39L159 40V37ZM167 36H169V37H167ZM88 37V38H87ZM106 37V38H105ZM109 37H111V38H109ZM171 37V38H170ZM180 37V38H179ZM215 37V38H214ZM77 38V39H76ZM86 38L88 39V40H86ZM92 39V41L93 42H95L96 41V47H94L95 46V44L90 40V39ZM96 38V39H95ZM105 38V39H104ZM170 38V39H169ZM209 38L211 39V40H209ZM51 39H53V40H51ZM64 39H65V41H64ZM75 41H73V40ZM81 39V41H79L78 42V40H80ZM120 39V40H119ZM150 39V40H149ZM156 39V40H155ZM167 39H169L168 41H167ZM180 39V40H179ZM204 39V40H203ZM84 40V41H83ZM86 40V41H85ZM106 40V41H105ZM109 40V41H108ZM115 40V41H114ZM125 40V41H124ZM146 41V43H147V45H146V43H144L145 41ZM167 42H166V41ZM200 40L203 42H200ZM56 41V42H55ZM90 41V42H89ZM98 41L100 42V43H98ZM102 41V42H101ZM114 41V42H113ZM121 41V42H120ZM124 41V42H123ZM158 41V42H157ZM159 41L162 43H159ZM188 41V40H187ZM210 41H212V43L210 42ZM45 42H47V45L48 46H51L50 47V49L48 48V46L47 45H45ZM53 42H55V44L53 43ZM61 42H63V43H61ZM76 42H78L77 44H76ZM82 42H84L83 44H82ZM89 42V43H88ZM104 42V43H103ZM107 42V43H106ZM110 42V43H109ZM156 44H155V43ZM167 44H166V43ZM179 42H180V45H179ZM57 43V44H56ZM64 43H65V45H64ZM71 43V44H70ZM92 43H93V47L91 46L92 45ZM106 43V44H105ZM109 43V44H108ZM113 45H112V44ZM144 43V44H143ZM164 43V44H163ZM202 43V44H201ZM67 44H69V45H67ZM73 44V45H72ZM81 44V45H80ZM89 44H91V45H89ZM99 44V45H98ZM124 44V45H123ZM154 44V45H153ZM171 44V45H170ZM206 44V45H205ZM209 44H211L210 46H209ZM215 44V45H214ZM56 45V46H55ZM63 45V46H62ZM71 45H72V47H71ZM75 45H78V47L77 46H75ZM82 45H85V47L83 46L82 47ZM87 45V46H86ZM103 45V46H102ZM118 45H119V47H118ZM121 45H123V46H121ZM164 45V47H161V46H163ZM212 45H214V47L212 46ZM66 46H67V48H69L68 50H67V48H66ZM74 46V47H73ZM101 48H100V47ZM153 46V47H152ZM189 48H187V47ZM196 46V47H195ZM200 46H203V47H200ZM207 46H209V47H207ZM58 47H59V49L60 50H56V51H58V52H55L54 50L55 49H58ZM66 48V50L64 51L63 49H65ZM87 47H89V49L87 48ZM121 47H123V48H121ZM146 47V48H145ZM194 47V48H193ZM47 48H48V50H50V54H51V56H52V59H49L51 56H50V54L47 52L48 50H47ZM81 48V49H80ZM85 48V49H84ZM95 48V49H94ZM107 48V49H106ZM112 48H113V50H112ZM116 48V49H115ZM153 48V50L152 51H154L156 54H158L159 53V56H158V58H160L161 59V61H162V63L164 64V63H166L164 66H163V68H161L160 69V73H161V77L164 75H166V73H168L169 72V70H170V67L172 68V67H174V65H176L175 66V68H176V72L178 73L179 71V73L181 74H177L178 76V79H177V85H175V88H173V89H171V94L170 95H168V92L167 93H165V98L162 96V92H161V90H159V94L157 93L156 94V97H154V98H146L145 97V94L143 93V92H138L137 93V91H139V90H142L141 89V87L138 89V90H135L133 87H135L134 85H135V82H136V79H139L138 77H140V76H142V77H144V72H147V70H149V66L151 67V66H155V62H156V60L155 61H153V59H152V56H151V49ZM172 48V49H171ZM178 48V49H177ZM183 48H185V49H183ZM195 48H196V50H195ZM200 48V49H199ZM203 48V49H202ZM73 51H71V50ZM74 49L75 50H77L78 52H76V51H74ZM85 51H84V50ZM159 49V50H158ZM163 49V50H162ZM202 49V50H201ZM210 51V53H208L209 51ZM61 50H63V51H61ZM70 50V51H69ZM104 50V51H103ZM109 50V51H108ZM116 50V51H115ZM120 50V51H119ZM141 50V51H140ZM166 50V51H165ZM169 50H170V52H169ZM183 50H185V51H183ZM187 50V51H186ZM193 50H195L197 53H195ZM214 50V51H213ZM68 51V52H67ZM79 51H80V53H79ZM83 51V52H82ZM148 51V52H147ZM158 51V52H157ZM183 51V52H182ZM207 51V52H206ZM52 52V53H51ZM53 52H55V53H53ZM61 52V53H60ZM64 52V53H63ZM84 52H88L87 54L86 53H84ZM116 52V53H115ZM133 52V53H132ZM142 52V53H141ZM165 52V53H164ZM167 52H168V54H167ZM186 52V53H185ZM191 52V53H190ZM199 52V53H198ZM213 52V53H212ZM70 53V54H69ZM73 53H75V54H77V55H75V61H76V64H75V68H74V66L71 64V65H69V63H70V57H72V55H73ZM83 53V54H82ZM90 53H92V55H93V57L91 56V54ZM94 53V54H93ZM140 53V54H139ZM160 53H163V54H160ZM177 53V54H176ZM178 53H179V55H178ZM194 53H195V55H197V56H195L194 55ZM46 54H48V55H46ZM53 54H55L54 56H53ZM57 54V55H56ZM62 54V55H61ZM96 54V55H95ZM148 54H149V56H148ZM165 54V55H164ZM209 54V55H208ZM215 54V55H214ZM216 54H218V55H216ZM61 55V56H60ZM67 55H68V57H67ZM84 55H85V57H87V56H89L88 58H84ZM87 55V56H86ZM171 56L170 58L169 57H167V56ZM177 55V56H176ZM183 55H189L188 57H186V56H184V58H183ZM80 56H82V57H80ZM94 56H95V58H94ZM148 56V57H147ZM180 56V57H179ZM200 56V57H199ZM209 56V57H208ZM49 57V58H48ZM97 57H98V59H97ZM127 57H129L130 59L128 60L127 59ZM134 57H136V58H134ZM150 57V58H149ZM177 57V58H176ZM197 58L196 60H194V58ZM200 59H199V58ZM214 57V58H213ZM90 58H91V60H90ZM93 58V59H92ZM174 58V59H173ZM185 58H187V60L185 59ZM192 58H193V60H194V62H193V60H192ZM210 58V59H209ZM77 59H79V60H77ZM81 59H82V61H83V63H82V61H81ZM86 59H88L87 61H90V62H92V65H88V63H90V62H87V64H86ZM103 61H102V60ZM111 59V60H110ZM123 59V60H122ZM167 59V60H166ZM177 59V60H176ZM190 59V60H189ZM209 59V60H208ZM56 60V61H55ZM69 60V61H68ZM98 60V61H97ZM102 61V62H100V61ZM105 60V61H104ZM201 60V61H200ZM215 60V61H214ZM53 61H55V62H53ZM61 61V62H60ZM68 61V62H67ZM77 61H79V62H77ZM81 61V62H80ZM95 61V62H94ZM112 62V64H111V62ZM118 61H119V64H117L118 63ZM131 61H132V63H131ZM164 61H166V62H164ZM168 61H170V63H168ZM210 61V62H209ZM226 63H225V62ZM51 62V63H50ZM60 62V63H59ZM127 62V63H126ZM172 62H173V64H172ZM188 62V63H187ZM191 62V63H190ZM200 62V63H199ZM215 62V63H214ZM221 62V63H220ZM53 63V64H52ZM63 64V66H62V64ZM105 63V64H104ZM121 63H123L122 65V67H121ZM134 63V64H133ZM137 63V64H136ZM189 63L191 64V65H189ZM199 64V66L201 65L202 66V68H201V66H200V71L202 72V71H206V74H207V72L208 71H210V72H212L213 74H212V80L211 79H208V76H201V74H199L198 72H196V73H198V75H196V73L194 72V70H193V65L196 67V64ZM63 67H61L60 65ZM80 64V65H79ZM86 65L85 67L84 66H82V65ZM124 64H125V67H124ZM126 64L128 65V66H126ZM209 64H211V65H209ZM228 64V65H227ZM56 65H57V67H56ZM77 65V66H76ZM93 65H95V66H93ZM106 65L108 66L107 68H105L106 67ZM114 65L116 66V67H114ZM144 65H146V68H147V70H145V68L143 67ZM179 65V66H178ZM227 65V66H226ZM79 66H80V68H79ZM82 66V67H81ZM87 66H88V69H85V68H87ZM92 66V68H90V67ZM101 66L103 67V68H101ZM110 66V67H109ZM205 66V67H204ZM218 66V67H217ZM7 67H9V65H7ZM62 69H64V70H62ZM70 67V68H69ZM79 69H78V68ZM131 67V68H130ZM59 68V69H58ZM68 68V69H67ZM72 68H74V69H72ZM78 70H77V69ZM94 68V69H93ZM101 68V69H100ZM113 69V70H111V69ZM116 68V69H115ZM122 69V75H121V69ZM126 68H127V70H126ZM139 68V69H138ZM167 70H166V69ZM180 68V69H179ZM197 68V67H196ZM213 68H216L215 70L213 69ZM225 68V69H224ZM232 68V69H231ZM9 69V68H8ZM89 69H92V70H89ZM103 69V70H102ZM224 69V70H223ZM230 69V70H229ZM59 70V71H58ZM60 70H62L61 72H60ZM87 70V71H86ZM105 70V71H104ZM107 70V71H106ZM110 70V71H109ZM132 70V71H131ZM179 70V71H178ZM186 70V71H185ZM193 70V71H192ZM198 70V69H197ZM213 70V71H212ZM219 70V71H218ZM46 71H45V73H46ZM83 71H84V73H83ZM92 73H91V72ZM94 71V72H93ZM103 71V72H102ZM115 71H116V73H115ZM120 71V72H119ZM126 71L128 72V73H126ZM133 71H134V73H133ZM136 71V72H135ZM138 71V72H137ZM140 71V72H139ZM199 71V70H198ZM224 71V72H223ZM229 71H230V73H229ZM58 72V73H57ZM60 72V73H59ZM79 72V73H78ZM85 72H86V74L88 73V76L85 74ZM102 72V73H101ZM114 72V73H113ZM164 72V73H163ZM229 74H228V73ZM11 72H10V69H9V73L8 74H10ZM77 73H78V77H77ZM105 73V74H104ZM119 73H120V75H119ZM223 73H224V75H223ZM60 74V75H59ZM75 74V75H74ZM81 74V75H80ZM103 74V75H102ZM116 74V75H115ZM118 74V75H117ZM137 74V75H136ZM194 74V75H193ZM214 74H215V76H216V78H215V76H214ZM227 74V75H226ZM72 75V76H71ZM105 75V76H104ZM136 75V76H135ZM59 76V77H58ZM104 76V77H103ZM109 76V77H108ZM113 76H114V78H113ZM117 76V77H116ZM126 76V77H125ZM138 76V77H137ZM146 76V75H145ZM164 76L162 77V78H164ZM182 76V77H181ZM214 76V77H213ZM226 76H228V78H229V80L230 79H232V80H235V83H236V85H234V90H235V93H234V95H235V97L233 98V102H231V100H232V97H233V95H232V97L229 95V92L227 93V91H228V89H226L225 90V88H227V86H228V82H229V80H228V78L226 77ZM58 77V78H57ZM74 79H73V78ZM76 77V78H75ZM83 77V78H82ZM85 77V78H84ZM87 77V78H86ZM91 77H94V78H91ZM105 77H106V79H105ZM185 77V78H184ZM195 77V78H194ZM220 79H219V78ZM70 78H71V82H70ZM98 78H100V79H98ZM110 78V79H109ZM115 78H116V80H115ZM118 78V79H117ZM129 78H131V79H129ZM135 78V79H134ZM148 78V77H147ZM193 78V79H192ZM215 78V79H214ZM54 79H56V80H54ZM77 79V80H76ZM84 79V80H83ZM86 79H89V80H86ZM91 79H92V81L94 82L95 80H96V83L94 82H92L91 81ZM93 79H95V80H93ZM145 79V78H144ZM143 79V80H144ZM200 79H202V80H200ZM205 79V80H204ZM222 81L221 83H220V81ZM97 80H98V82H100V83H98L97 82ZM99 80H101V81H99ZM104 80V81H103ZM114 80V81H113ZM134 80V81H133ZM67 81V82H66ZM87 81V82H86ZM90 83H89V82ZM105 81L107 82V83H105ZM113 82V83H111L110 84V82ZM124 81H126L125 83H123ZM142 80H140V82H141ZM181 81V82H180ZM218 81V82H217ZM226 81V82H225ZM75 82H76V84H75ZM80 83V86H82L81 88H82V90L80 89V87H79V83ZM84 82V83H83ZM115 82V83H114ZM134 82V83H133ZM201 82V83H200ZM215 82V83H214ZM17 83V82H16ZM87 83V84H86ZM128 83V84H127ZM131 83V84H130ZM204 83V84H203ZM209 84V86H208V84ZM228 83V84H227ZM19 85H20V82L18 83ZM17 84V86L19 87V85ZM83 84H85V86L83 85ZM93 84H94V86H93ZM105 85V86H103V85ZM109 85V88H108V85ZM164 84V83H163ZM220 84H222L221 86H219ZM227 84V85H226ZM72 85H75L74 87L72 86ZM78 85V86H77ZM87 85H88V87H87ZM95 85H97L96 87H95ZM111 85V86H110ZM112 85H114V86H112ZM180 85L183 87L182 89L180 88ZM193 85V86H194ZM211 85V86H210ZM218 85V86H217ZM16 86V87H17ZM71 86H72V88L74 89L75 88V91L77 90V92H74L73 91V89L71 88ZM92 86V87H91ZM100 86V87H99ZM165 85H163L162 87H161V89H162V91H164L165 90V88L166 87H164ZM202 86H203V88H202ZM205 86V87H204ZM33 87V86H32ZM79 87V88H78ZM94 87V88H93ZM111 87H113V89H111ZM117 87V88H116ZM180 89H179V88ZM210 87V88H209ZM218 87V88H217ZM93 88V89H92ZM95 88H97L96 90H95ZM106 88V89H105ZM124 88V89H123ZM133 88V90H131ZM213 88V89H212ZM91 89V90H90ZM101 89V90H100ZM103 89V90H102ZM132 91H130V90ZM176 89V90H175ZM177 89H179V90H177ZM215 89H217V90H215ZM86 90H88V91H86ZM107 90V91H106ZM111 90H113L114 92H112L111 93ZM126 90V91H125ZM214 90V91H213ZM225 90V91H224ZM62 91V92H61ZM85 91V92H84ZM91 91V92H90ZM106 92L107 93V95H106V93L104 94V93H102V92ZM125 91V92H124ZM136 91V92H135ZM172 91H174V92H172ZM202 91V92H201ZM216 91V92H215ZM221 91V92H220ZM74 92V93H73ZM82 92H84V93H82ZM99 92H100V94H99ZM109 92L111 93V94H109ZM160 92H161V94H160ZM178 92H180V93H178ZM214 92V93H213ZM60 93V94H59ZM75 93H76V95H75ZM78 93V94H77ZM102 93V94H101ZM130 93V94H129ZM133 93V94H132ZM142 93V94H141ZM206 93V94H205ZM208 93V94H207ZM212 93H213V99H212ZM17 94V93H16ZM59 95V100H58V95ZM62 94V95H61ZM93 94H95V95H93ZM131 94H132V96H131ZM177 95V96H175V95ZM180 94V95H179ZM218 94H219V96H218ZM225 94H227V96L225 95ZM236 94H238V96H239V98L237 97L236 98ZM77 95H78V97L79 98H77ZM81 95H83V96H81ZM112 95V96H111ZM122 95V96H121ZM137 95V96H136ZM209 95V96H208ZM74 96V97H73ZM93 96V97H92ZM98 96V97H97ZM125 96V97H124ZM170 96H171V98H170ZM173 96V97H172ZM226 96V97H225ZM89 97V98H88ZM95 97L97 98V99H95ZM114 97V99H112V98ZM119 97V98H118ZM162 97H163V100H162ZM174 97L176 98V99H174ZM180 97H182L181 99H180ZM228 97V98H227ZM241 97V98H240ZM71 98H73V99H71ZM82 98V100L80 101V99ZM84 98V99H83ZM94 98V99H93ZM105 98V99H104ZM107 98H108V100H107ZM142 98V99H141ZM173 98V99H172ZM222 98H223V100H222ZM224 98L226 99V100H224ZM236 98V99H235ZM69 99V100H68ZM76 99V100H75ZM88 99V100H87ZM90 99V100H89ZM110 99H111V101H110ZM123 99H125V101H123ZM154 99V100H153ZM178 99V100H177ZM180 99V100H179ZM230 99V100H229ZM100 100V101H99ZM105 100L107 101V102H105ZM114 101V103H113V101ZM153 100V101H152ZM158 102H157V101ZM165 100V101H164ZM236 100H240L241 102H236ZM72 101V102H71ZM84 101V102H83ZM137 101H138V103H137ZM177 101V102H176ZM180 101V102H179ZM215 101V102H214ZM225 101L227 102V105H225L226 103H225ZM58 102V103H57ZM61 102H63V106H61L62 105V103ZM75 102L76 103H78L77 105L78 106H76L75 105ZM93 102V103H92ZM150 102V105H148V103ZM161 102H163V104H162V106L160 105V103ZM170 102V103H169ZM214 102V103H213ZM222 102L224 103V106H223V104H222ZM17 103V104H16ZM16 103H9V104H5V109H10V108H13V109H10V111L12 110H14L13 112H15V110H16V108H17V110L16 111H18V110H20V108H19V106H18V102H16ZM73 103V104H72ZM85 104L87 107H89V109L91 108L92 109V107H93V109H92V111H98L99 113L97 114V115H99V119H98V117H97V119L99 120V122H102L103 120H104V118H103V115L105 116V111H108L107 112V116L109 117V118H107V123H109V124H107L106 126L107 127H105V130H104V136H102V140H103V138H104V142H105V144H104V148H102V152H101V156L102 155H104V156H102V161H105V162H101V163H104V165H106V166H104V165H102L103 167L102 168H106V170H104V169H100L101 170V175L103 176L102 177V180L104 179V177H105V180L102 182V184L100 185V183H98L97 182V180L95 181V177L94 176H98V175H100V173L98 174V171L94 168V166H93V164H92V161H93V159L95 158L94 156L96 155L95 153H96V150H94L95 149V147H96V142H95V144L93 143V139H94V141L95 140H97L98 139V129H96L97 130V132H95L96 134H94V136L95 137H93V136H88V139H87V136H80L79 135V130H78V122H84V123H87L88 121H89V119L87 118V117H85L84 116V114H83V111H82V107H83V104ZM98 103V105H99V103L102 105H97V106H95L96 104ZM107 103V104H106ZM130 103V104H129ZM218 103H220V104H218ZM11 104V105H10ZM93 104V105H92ZM106 104V105H105ZM122 104V105H121ZM152 104V105H151ZM177 104V105H176ZM180 104V105H179ZM214 104V105H213ZM219 106H218V105ZM233 104V105H232ZM243 104V105H242ZM115 105V106H114ZM129 105V106H128ZM160 105V106H159ZM176 105V109L177 108H179L178 110H176V112H172V110L174 109V107L173 106H175ZM7 106V107H6ZM8 106H12V107H8ZM14 106V107H13ZM67 106H69V108L67 107ZM76 106V107H75ZM92 106V107H91ZM104 106V107H103ZM130 106H131V108H130ZM229 106V107H228ZM61 107H63V108H61ZM71 107H73V108H71ZM76 108V110H75V108ZM81 107V108H80ZM105 108V109H103V108ZM108 107V108H107ZM111 107V108H110ZM138 107V108H137ZM147 107H148V109H147ZM211 107H212V109H211ZM215 107H216V109H215ZM220 107V108H219ZM228 107V108H227ZM137 109V111H136V109ZM158 108H159V110H158ZM62 109H64V110H62ZM81 109V110H80ZM91 109H90V111H91ZM95 109V110H94ZM98 109V110H97ZM110 111H109V110ZM111 109L113 110V111H111ZM124 109V110H123ZM126 109V110H125ZM135 109V110H134ZM140 109V110H139ZM146 109H147V111H146ZM218 109V110H217ZM66 110V111H65ZM100 110V111H99ZM157 110V111H156ZM223 110H224V112H223ZM228 110H229V112H228ZM232 110H233V108H232ZM71 111V112H70ZM77 111L79 112V113H77ZM81 111H82V113H81ZM60 113V115L58 114L57 115V113ZM113 112V113H112ZM124 112H127L126 114L124 113ZM130 112V113H129ZM158 112V113H157ZM216 114H215V113ZM226 112V113H225ZM77 113V114H76ZM119 113V114H118ZM157 113V114H156ZM173 113V114H172ZM177 113V114H176ZM221 113V114H220ZM223 113H224V115H223ZM228 113V114H227ZM69 114V115H68ZM150 114V115H149ZM156 114V115H155ZM233 114H234V111H233ZM81 115V116H80ZM133 117H132V116ZM62 116V117H61ZM66 118H65V117ZM116 116H117V118H116ZM128 116V117H127ZM135 116V117H134ZM220 118H219V117ZM75 117H76V119H75ZM165 117H166V113H165ZM112 119V121H111V119ZM114 118V119H113ZM156 118H158V119H156ZM214 118V119H213ZM218 118V119H217ZM223 118V119H222ZM233 118V119H232ZM62 119V120H61ZM83 119H84V121H83ZM101 119V120H100ZM124 119V120H123ZM139 119L140 120H142V121H139ZM151 119V120H150ZM154 119H155V121H154ZM161 121H160V120ZM69 120H71V121H69ZM80 120V121H79ZM157 120L158 121H160V122H157ZM212 120H213V122H212ZM228 120H230L229 122H228ZM234 120V121H233ZM202 121V122H201ZM72 122H74V123H72ZM80 122V123H81ZM118 122H120V124L118 123ZM135 122V123H134ZM154 122H156V123H154ZM212 122V123H211ZM228 122V123H227ZM113 123V124H112ZM114 123H116L117 124V126H115V124ZM139 123V124H138ZM203 123V124H202ZM210 123V124H209ZM220 123H221V125H220ZM231 123V124H230ZM14 124V123H13ZM119 124V125H118ZM132 124V125H131ZM156 124H157V127H156ZM205 124H206V126H205ZM226 124L229 126L230 125V128H232V129H229V127H228V129H227V127H226ZM109 125V126H108ZM110 125H112V127H110ZM120 125L123 127L124 126V128L125 129H122V127H120ZM131 125V126H130ZM140 125V126H139ZM166 125L167 124H165V127H166ZM201 125H202V127H201ZM210 125V126H209ZM219 125H220V128H219ZM224 125H225V128H224ZM16 126V125H15ZM15 126H13V130H14V134H15V132H16V134H15V136H13V137H16V139H20V138H22V136H17V135H19V131H18V127L17 128H15ZM69 126V127H68ZM74 126V127H73ZM129 126V127H128ZM132 126H133V128H132ZM216 128H215V127ZM73 129H72V128ZM118 127V128H117ZM120 127V128H119ZM145 127V128H144ZM140 128H144V130L143 129H140ZM149 128V129H148ZM151 128V129H150ZM203 128V129H202ZM118 130V132H117V130ZM201 129L204 131H201ZM230 130L229 132L231 133V134H234L233 136H231V138L230 137H228L227 138V136H225L226 134V131L225 130ZM237 129V130H236ZM75 130V131H74ZM95 130V131H96ZM236 130V131H235ZM57 131H58V133H57ZM119 131H121V132H119ZM145 131V132H144ZM213 133H212V132ZM215 131V132H214ZM209 132V133H208ZM120 133V134H119ZM217 133V134H216ZM235 133H236V135H235ZM56 134L58 135L57 137H56ZM110 134V135H109ZM112 134L114 135V136H112ZM153 134V135H152ZM208 135V139L206 138V136L205 135ZM210 134H211V136H210ZM224 134V135H223ZM60 135V136H59ZM63 135V136H62ZM79 135V136H78ZM105 135H107V136H105ZM66 136V137H65ZM97 136V137H96ZM111 136V138H108V137H110ZM123 136V137H122ZM147 136V137H146ZM210 136V137H209ZM50 137V138H49ZM81 139H79V138ZM86 137V138H85ZM114 137V138H113ZM128 137V136H127ZM130 137V136H129ZM146 137V138H145ZM193 137H195L194 138V140H193ZM204 139H203V138ZM214 137H215V139H214ZM221 137H222V139H221ZM2 138H4L3 140L5 141V142H7V140H5L6 139V136H2ZM47 138H48V141H47ZM52 138V140H50ZM97 138V139H96ZM109 139V140H107V139ZM116 138V140H113V139H115ZM173 138V139H172ZM211 138V139H210ZM220 138V139H219ZM232 139V141L230 140V139ZM53 139H54V144H53ZM64 139V140H63ZM83 139V140H82ZM122 139H123V141H122ZM126 139V138H125ZM153 139L155 140V142L153 141ZM220 140V142H219V140ZM62 141V142H65V144H64V154H62L61 153V151L60 150H58L59 148L57 147L58 145V143H60V141ZM88 140H90V142H88ZM210 140H211V142H210ZM213 140L215 141L214 142V144H212L213 143ZM52 141V142H51ZM109 141V142H108ZM122 142L121 144H120V142ZM125 141V142H124ZM142 141H143V139H142ZM171 141V142H170ZM230 141V142H229ZM50 142V143H49ZM55 142H56V144H55ZM78 142V143H77ZM107 142L110 144H114V146H115V149L113 150V148H112V145L110 144H107ZM162 142V143H161ZM198 142V143H197ZM210 142V143H209ZM217 142V143H216ZM222 142V143H221ZM81 143V144H80ZM84 143V144H83ZM86 143V144H85ZM90 143H92V144H90ZM116 143V144H115ZM230 143V144H229ZM94 144V145H93ZM118 144H119V146H118ZM153 144V145H152ZM155 144H157L156 145V147L157 148H155ZM176 144V145H175ZM219 144V145H218ZM222 144V145H221ZM228 144V145H227ZM53 145H55V146H53ZM93 145V147H91ZM107 145V146H106ZM122 145V146H121ZM164 145V146H163ZM218 146V147H214V146ZM160 146V147H159ZM167 146H170V147H167ZM223 149H221L220 147ZM50 147V146H49ZM121 147H122V150H121ZM146 147V148H145ZM152 147H153V149H152ZM74 148V149H73ZM87 148V150H85ZM120 148V149H119ZM124 148V149H123ZM126 148V149H125ZM155 148V149H154ZM161 148V149H160ZM83 149V150H82ZM89 149L92 151H89ZM107 149H109V150H111V151H107ZM160 149V150H159ZM163 149V150H162ZM169 149V151L167 152V150ZM176 149V150H175ZM212 149V150H211ZM230 149V150H229ZM232 149V150H231ZM120 150L123 152V154H122V152L120 153ZM124 150V151H123ZM138 150H140V148H137V151H136V153H135V155L137 154V153H139V154H137L136 155V158L137 159H140V158H143L144 156H143V153L144 152H142L141 153V151H139L138 152ZM155 150H157L156 152H155ZM217 150H218V152H217ZM94 151H95V153H94ZM127 151H129V152H127ZM152 151H153V153H152ZM159 151V152H158ZM212 151H214L213 153H212ZM220 151V152H219ZM7 152V151H6ZM59 152V153H58ZM65 152H66V154H65ZM69 152V153H68ZM87 153V154H85V153ZM109 153L108 154V156H110V158L107 156V153ZM127 152V153H126ZM112 155H111V154ZM167 153H168V156H167ZM175 155H174V154ZM5 154V153H4ZM7 154H8V152H7ZM6 154V156H8ZM62 156H61V155ZM75 154H78V156H76ZM81 154V155H80ZM83 154H85V155H83ZM93 154H95V155H93ZM116 154H117V156H116ZM153 154V155H152ZM156 154V155H155ZM218 154V155H217ZM56 155V156H57ZM91 155V156H90ZM114 155V156H113ZM122 155V156H121ZM152 155V156H151ZM158 155V156H157ZM174 155V156H173ZM18 156L19 157H17V158H20V161H21V163L23 162H25V158H26V154L24 153V151L22 150V153H21V155H20V151H19V154H18ZM124 156V157H123ZM138 156V157H137ZM139 156H140V158H139ZM155 156H157V158H155ZM221 156V155H220ZM90 157H92V158H90ZM94 157V158H93ZM123 157V158H122ZM127 159H126V158ZM168 157V158H167ZM81 160H80V159ZM105 158H107V160L105 159ZM24 159V160H23ZM61 160V161H60ZM64 160V161H63ZM70 160V161H69ZM75 160V161H74ZM60 161V162H59ZM67 161H68V163L70 164V166L68 165V163H67ZM77 161H79V162H77ZM85 161V162H84ZM87 161V162H86ZM127 161V162H126ZM42 162V164L43 163H45V161L44 160H42L41 161ZM62 162V163H61ZM73 162H75V163H73ZM88 162H90L89 163V165H88ZM19 163V162H18ZM61 163V164H60ZM63 163H64V165H63ZM106 163V164H105ZM110 163H112L113 164V172H114V176H115V179H116V181L117 182H115L114 184L116 185V183H117V191H116V196H118V197H115V196H113V195H111V193L109 192L110 191V187H109V185L107 184L108 183V180H109V178H108V176L110 177V171H107V170H109V165H110ZM115 163L117 164V166H115ZM41 164V168L43 167V169H42V171L43 172H46V168H47V165H46V163H45V166L44 165H42ZM66 164V165H65ZM75 165V167H74V165ZM109 164V165H108ZM8 165V164H7ZM21 165V164H20ZM62 165H63V167H62ZM68 166L70 167V168H68ZM128 166V165H127ZM186 166V165H185ZM9 169H11L12 168V164H9ZM77 167V168H76ZM73 168V169H72ZM75 168V169H74ZM85 168V169H84ZM90 168V169H89ZM92 168H94V169H92ZM117 170H116V169ZM185 168H187V166L185 167ZM46 169V170H45ZM81 169V170H80ZM69 170V172H70V175H69V172H67V171ZM83 170V171H82ZM91 170H92V172L93 171H95L96 172V174H95V172L94 173H92L91 172ZM104 171V173H103V171ZM129 171V172H128ZM11 172H12V169H11ZM67 172V173H66ZM88 172V173H87ZM106 172V173H105ZM65 173V174H64ZM73 173H74V175H73ZM88 174V177H87V174ZM108 173V174H107ZM80 174H81V177H80ZM84 174H85V176H86V178H87V180H85V182H83L84 181V178H85V176H84ZM103 174H106V175H103ZM66 175H67V177H66ZM94 175V176H93ZM119 175V174H118ZM117 175V176H118ZM132 175V176H131ZM150 175H153V176H150ZM71 176V177H70ZM84 176V177H83ZM93 176V178H91V177ZM75 178V179H74ZM85 178V179H86ZM89 178V179H88ZM107 179V180H106ZM128 179V180H127ZM130 179V180H129ZM133 179V180H132ZM148 180L146 181V184H149V187H151L152 189H156L157 187H159V184H157V183H155V176H154V174H153V172L150 170L149 171V175H148V178H147ZM150 179V180H149ZM74 180V181H73ZM91 180V181H90ZM92 180H93V183H90V182H92ZM142 180V181H141ZM141 181V182H140ZM74 182V183H73ZM80 182H81V184H80ZM104 182L106 183L105 184V188H103V185H104ZM131 182V183H130ZM137 182V183H136ZM83 183H85L84 185H83ZM96 183V184H95ZM132 183H134V184H132ZM151 183V184H150ZM155 183V184H154ZM66 184V185H65ZM86 184H87V186H88V188H89V191H85L87 188V186H86ZM90 184H91V186H90ZM100 186H99V185ZM137 184V185H136ZM142 184V185H141ZM75 185V186H74ZM80 185V186H79ZM94 187H93V186ZM107 185V186H106ZM121 185V184H120ZM141 185V186H140ZM97 186V187H96ZM134 186H138V187H135L134 188ZM76 187H77V189H76ZM82 187V190L80 189ZM102 187V188H101ZM141 187V188H140ZM148 187V188H149ZM85 190H84V189ZM91 188H92V191H94L95 190V188H97V191H94L95 192V194L91 191ZM99 188H101V191H99L100 189ZM147 188V189H148ZM106 189H108V192H107V190ZM133 189H134V191H133ZM102 190L104 191L105 190V192H103L104 193V195L103 194H101L102 193ZM66 191H68V192H66ZM75 191V192H74ZM77 191V192H76ZM84 191V192H83ZM91 191V192H90ZM133 191V192H132ZM70 192V193H69ZM88 192H90V193H88ZM83 193V194H82ZM106 193H107V196H106ZM110 193V194H109ZM120 194V195H118V194ZM135 193V194H134ZM69 194V195H68ZM73 194H74V197H73ZM89 194V195H88ZM99 194V195H98ZM75 195H77L78 197H76ZM92 195H94V197H92ZM101 195V196H100ZM102 195H103V197H102ZM134 195H136V196H134ZM147 195V196H146ZM68 196V197H67ZM87 196V197H86ZM88 196H89V198H88ZM84 199H83V198ZM92 197V198H91ZM96 197V198H95ZM120 197H122V198H120ZM147 199H146V198ZM73 198H74V200H73ZM79 198H81V199H79ZM97 198H99V199H97ZM108 198V199H107ZM112 198V199H111ZM125 198V199H124ZM129 198V199H128ZM150 198V197H149ZM64 199V198H63ZM76 199V200H75ZM88 199V200H87ZM94 199H96V200H94ZM107 199V200H106ZM111 199V200H110ZM136 199H137V201H136ZM141 199V200H140ZM29 200V199H28ZM73 200V201H72ZM87 200V201H86ZM92 200H93V202H92ZM102 200H104V201H107V202H104V201H102ZM109 200V201H108ZM127 200H131L132 201V204L134 203V202H138L137 204H135L134 203V205H133V208H132V216L134 217V219H136L137 218V220H136V222H135V230L133 231V229L130 227V223H129V220H127L128 219V217H127V212H126V208H127ZM82 201V202H81ZM89 201V202H88ZM149 201V200H148ZM87 202V203H86ZM91 202V203H90ZM103 202H104V204H103ZM25 203V205H27L29 202H27V201H25L24 202ZM27 203V204H26ZM72 203H74V204H72ZM84 203V204H83ZM90 203V206L91 205H93L92 207H93V209L91 208V207H89V204ZM95 203H97L96 205H95ZM105 203H107V205H105ZM109 203V204H108ZM81 204V205H80ZM83 204V205H82ZM86 204V205H85ZM102 204V205H101ZM139 204V205H138ZM185 204V206L183 205V207L181 208V210L180 211H184L185 213H187L186 211H187V206H186V203H184ZM103 205H105V206H103ZM143 205V206H142ZM76 206V207H77ZM95 206V207H94ZM97 206V207H96ZM102 206V207H101ZM111 206V207H110ZM72 207V206H71ZM85 207H86V209H85ZM108 209H107V208ZM82 209V210H81ZM100 209V210H99ZM91 210V211H90ZM104 210V211H103ZM108 212V213H106V211ZM141 210H143V211H141ZM89 211V212H88ZM169 213L170 214H172V210H171V206L169 207ZM81 212V213H80ZM93 212H94V214H93ZM101 212H102V214H101ZM109 212H111V213H109ZM77 213V214H76ZM100 213V214H99ZM17 214V213H16ZM84 214V215H83ZM96 214H97V216H96ZM173 214L174 215H171L173 218L175 217V213L173 212ZM25 215H27V221L25 222L24 221V223L23 224H25V226L28 228V226H29V223L30 224H32V225H34V227L37 225V223H38V219H36V217H35V215H36V210L35 209H33L31 206L29 207V210H28V208L26 207V211H25ZM29 215V216H28ZM32 215V216H31ZM89 215V216H88ZM93 215H95V216H93ZM111 215H112V217H111ZM126 215V216H125ZM17 216L19 217V214H17ZM100 216H103V217H100ZM16 217V216H15ZM98 217V218H97ZM139 217V218H138ZM146 217V218H145ZM31 218H32V220H31ZM92 218H94V220H92ZM113 218V219H112ZM30 221H29V220ZM59 219L62 221V220H64V217L62 216V214L59 216ZM33 220H34V222H33ZM99 220V221H98ZM109 220H110V223L111 224H109ZM143 220V221H142ZM145 220H147V221H145ZM31 221H32V223H31ZM92 221H93V223H92ZM112 221L114 222V224L112 223ZM163 221V222H162ZM82 222V223H81ZM104 222H106V224L104 223ZM126 223V225H125V223ZM129 224H128V223ZM145 223V225L144 224H142V223ZM151 222V223H150ZM176 222V221H175ZM91 223V224H90ZM97 223V224H96ZM99 223V224H98ZM105 224L104 226H103V224ZM150 223V224H149ZM163 223V224H162ZM83 224V225H82ZM90 224V225H89ZM136 224H137V231H136ZM88 225V226H87ZM95 225V226H94ZM99 225H101V226H99ZM115 225V226H114ZM145 226L146 228H147V230L146 231H144V229L143 230H141V227L142 226ZM59 225H57L56 226V230H58V232L60 231V230H62V229H60V227L61 226H59ZM94 226V227H93ZM110 226V227H109ZM163 226V227H162ZM63 227V226H62ZM61 227V228H62ZM91 227V228H90ZM99 228V229H97V228ZM150 227V228H149ZM111 228V230H109ZM154 228V229H153ZM89 229V230H88ZM128 229V230H127ZM149 229H150V231H149ZM165 231H164V230ZM28 230V229H27ZM108 230L110 231V232H108ZM126 230V231H125ZM142 232H141V231ZM92 231H94V233L92 232ZM98 231V232H97ZM101 231V232H100ZM154 233H153V232ZM160 231H161V233H160ZM170 231V232H169ZM173 231V233L171 234V232ZM93 234H92V233ZM103 232H105V233H103ZM127 232V233H126ZM137 232V233H136ZM140 232V233H139ZM195 232V231H194ZM130 233V234H129ZM148 233V234H147ZM142 234V235H141ZM149 234H153L152 236H154V235H162V237H161V240L163 239V244L162 245H160V243L159 242H161L160 240L159 241H150L149 239H150V237H149ZM98 237H97V236ZM142 237H141V236ZM145 235H148V236H145ZM94 236V237H93ZM109 236V237H108ZM128 236V237H127ZM131 236H133V237H131ZM136 236V237H135ZM170 236H172V237H170ZM102 237L104 238V242L102 241ZM126 237V238H125ZM146 237V238H145ZM94 238V239H93ZM91 239V240H90ZM133 239V240H132ZM134 239H135V241H134ZM144 239H146V240H144ZM171 239V240H170ZM114 240H115V242H114ZM126 240V241H125ZM201 240V241H200ZM200 240L198 239V241H199V244H201L203 241H202V238L200 237ZM109 241V242H108ZM112 241V242H111ZM144 241H146V242H144ZM168 241V242H167ZM90 242H92V243H90ZM105 242H106V244H105ZM127 242V243H126ZM96 245H95V244ZM109 243V244H108ZM93 244V245H92ZM111 244V245H110ZM133 244V245H132ZM137 244V245H136ZM138 244H139V246H138ZM135 245H136V247H135ZM169 245V246H168ZM94 246V247H93ZM105 248H104V247ZM69 247V249H72L73 250V247H71V246H68ZM92 247V248H91ZM96 247V248H95ZM110 247V248H109ZM130 247V248H129ZM134 247V248H133ZM141 247H142V249H141ZM148 249H147V248ZM155 248V249H154ZM93 249V250H92ZM97 249V250H96ZM103 249H105V250H107V255H105L102 259H100V256H99V254H100V251H102ZM112 249V250H111ZM133 249H135L136 251H137V253L135 252V250H133ZM132 251V252H131ZM92 252V253H91ZM97 252V253H96ZM153 252V253H152ZM94 253V254H93ZM132 254V256H131V254ZM34 254L36 255V251H34ZM135 255V256H134ZM136 255H137V257H136ZM94 256V257H93ZM169 256V257H168ZM181 256V255H180ZM133 257V258H132ZM182 257V256H181ZM93 258V259H92ZM107 258H109V259H107ZM135 258H136V261H135ZM169 258V259H168ZM49 259H51V258H49ZM49 259H44L43 260V262L44 263H42V261H40L38 264H52L53 262H51L52 260H49ZM99 259V260H98ZM138 259V260H137ZM125 260V261H126ZM50 261V262H49ZM91 261V262H90ZM93 261V262H92ZM128 261H129V263H128ZM49 262V263H48ZM66 264V263H65Z\"/></svg>","mask_w":264,"mask_h":264}]
</instances>
